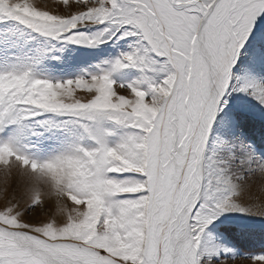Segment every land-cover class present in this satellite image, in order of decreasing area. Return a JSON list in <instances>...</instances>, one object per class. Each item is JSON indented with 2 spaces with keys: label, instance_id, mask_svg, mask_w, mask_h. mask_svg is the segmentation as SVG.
Listing matches in <instances>:
<instances>
[{
  "label": "snow or ice",
  "instance_id": "6c2138e0",
  "mask_svg": "<svg viewBox=\"0 0 264 264\" xmlns=\"http://www.w3.org/2000/svg\"><path fill=\"white\" fill-rule=\"evenodd\" d=\"M264 264V0H0V264Z\"/></svg>",
  "mask_w": 264,
  "mask_h": 264
},
{
  "label": "rangeland",
  "instance_id": "374dc122",
  "mask_svg": "<svg viewBox=\"0 0 264 264\" xmlns=\"http://www.w3.org/2000/svg\"><path fill=\"white\" fill-rule=\"evenodd\" d=\"M237 264H240V262H237Z\"/></svg>",
  "mask_w": 264,
  "mask_h": 264
}]
</instances>
